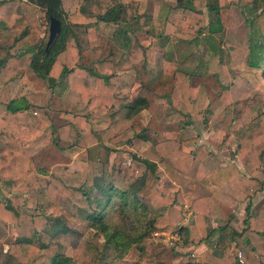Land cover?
<instances>
[{"label":"trees","instance_id":"16d2710c","mask_svg":"<svg viewBox=\"0 0 264 264\" xmlns=\"http://www.w3.org/2000/svg\"><path fill=\"white\" fill-rule=\"evenodd\" d=\"M241 1L248 5V8L259 6L247 19L254 26L247 47V64L259 68L262 64L264 66V0ZM137 3L136 0H77L75 11L67 14L62 0H0V28L12 30L14 33L11 44L0 45V71L6 66L28 67L50 88H53L58 80L65 78L70 88L78 93L79 99L89 109L94 110L97 115L107 113L110 116L109 125L98 131L102 139L128 129L149 139V135L145 134L147 127H141L131 120L133 114L146 106L147 99L138 95L129 100L126 95L120 94L125 82L116 73L104 70L110 65L109 61L97 60L94 65L82 62L84 48L98 47V22L114 24L126 32L144 31L143 26L146 24L149 27L145 32L153 34V27L149 23L151 15L141 12ZM229 4L230 0H221L220 4L217 0L207 1L209 18L206 23L200 11L195 8L193 0H175L174 5L167 7L165 20L175 26L178 40L195 45L205 44L212 53H216L219 47L214 43V33L222 31L219 8ZM50 16L59 19L61 27L59 34L47 44L48 35L43 32L40 19L44 17L49 23ZM181 25L183 31L178 33ZM203 29L207 30L205 35ZM201 32L203 36L200 35ZM156 36L165 41L168 38L162 30L158 31ZM141 48L142 66L151 59L155 51L172 58L165 53L167 50H164V45L160 43H150ZM231 48L232 45H228L227 49ZM202 64L205 71L206 63L201 61L192 70L183 66H177L174 70V82L170 91L164 95L171 106V110L165 114L166 121H176L181 126L191 123L189 105L196 96L197 86L191 84L190 79ZM88 73L94 76V86L85 81ZM262 76L264 77V71ZM227 94L224 91L220 95L226 106L230 104ZM61 115L67 123L63 129H56L59 134H55V139L60 137L63 130L68 132L72 126L71 129L75 128L77 133L74 142L76 145L84 147L98 140L96 133L91 132L89 123L77 122L84 116L65 110ZM244 120L241 116L234 119L235 153L241 154L240 151L243 150L241 162L254 165V156H260L264 152V136L255 141L261 132L259 128H262L259 120L254 123L249 121L245 128H240L239 123ZM48 127H52L51 120L33 113L31 103L24 95L10 97L7 79L0 76V181L13 182L17 187L30 184L34 190L41 191L52 204L95 227L104 238L103 248L99 250L93 243L84 240L76 230L64 225L59 217L50 221L49 239L35 244L33 238L45 228L44 216L35 211L27 212L14 207L12 197H0V218L12 222L16 232V239L8 244L9 256L21 264H116L118 260L119 264H161L150 250L136 249L132 244L140 242L155 230H163L158 229L160 227L157 226L156 218L164 210V204L172 203L174 199L155 189L146 203L139 194L145 184L144 176H135L129 169L108 168L103 165L105 158L99 161L101 175L94 176L90 183L80 187L65 184L47 168L35 167L32 157L24 153L22 147L26 141L35 139ZM150 140L158 155L168 159L179 171L201 182L210 190H215L223 181L228 180L251 200L256 192L263 188L264 180L257 177L250 176L243 180L240 177L242 172L235 164L231 167L216 166L211 171H204L201 162L211 150L207 143L199 142L198 135L189 138H183L181 135L179 139L160 140L150 137ZM182 143L193 145V148L185 151L180 147ZM248 146L249 149L246 150ZM132 156L143 163L146 169L155 171V163L151 160L135 154ZM198 200L204 199L194 200L190 206L192 211L198 210L195 207ZM92 202L95 203L94 208L89 206ZM250 203L245 206L243 226L228 233V238L234 243L240 256L225 253L222 254L223 258L219 259L215 254L216 262L220 260L222 264H264V219L259 221V217L264 218V214L252 215ZM170 208L175 209L172 206ZM116 209L122 219L129 221V225L113 224L106 220L108 212ZM148 211L154 212L150 220L144 219ZM181 218L180 215L178 220ZM219 228L224 227L213 228L210 232ZM176 232L181 240L190 234L198 236L192 223L185 227L180 226ZM68 248L72 250V256L64 253ZM108 258L110 259L107 260Z\"/></svg>","mask_w":264,"mask_h":264},{"label":"rangeland","instance_id":"374dc122","mask_svg":"<svg viewBox=\"0 0 264 264\" xmlns=\"http://www.w3.org/2000/svg\"><path fill=\"white\" fill-rule=\"evenodd\" d=\"M207 1L211 0H193L195 8L200 11L206 23L209 18L208 10L206 7ZM137 2V6L139 7V10L141 12L145 13L146 15H151L152 19L150 18L149 23L153 27V34L151 35L145 32V29L149 27L145 24L143 26L144 31H139L138 37L136 36L139 41L141 39L142 43L146 44L151 43L153 42L152 40H154L156 44L160 43L162 45H165L164 47L167 50L166 53L170 55L172 54V56L176 57L174 62L177 66L187 67L192 70L194 66L200 61L202 63H206L204 75H201L199 77L196 76L194 78L191 77V84H193L194 86H199V91L198 96H195V98L191 100V102H193V106L191 109V123L189 127H187V129L185 128V131L181 130V135L185 138L195 137V135H198L199 142L202 141L207 143L208 147L212 149V157L207 159L204 158L201 162L203 168L210 169V167H215L216 165H220L221 163H224V165L222 166L231 167L232 164L238 161V158H240V156L244 152L242 150V152L240 151L241 154L237 153L235 155L236 137L233 133L234 119L237 116H241V118L245 119L244 121L239 123L240 128H245V125L249 121L251 123H254V121L256 120H259L260 127L264 128V77L262 76L264 66L262 64L261 67L254 68L250 67L247 64V47L251 34L253 33L252 28L254 27L248 22L247 19H249L256 12L259 6H251V8H248V5L243 4L244 2L241 0H230L229 6H220L219 15L222 21V31L214 33V43L215 45H217V47H219V50L216 53H212L208 48H206L205 44L201 45L199 43L195 45L194 43H187L185 41L178 40V34H176L175 30L173 29H169L170 32L166 41L165 39L156 36V33H158V31L164 30L165 25L163 26L162 19L164 18V16H166L168 10L167 7L174 5L175 0H162V4L158 0H138ZM217 3L220 4L221 0H217ZM74 4H76V0H63L64 8H68L67 10H70ZM66 13L68 14L70 12ZM155 13L158 15L160 14L159 18L158 16L154 17ZM40 20L43 24V32L48 35V20L44 17H42ZM103 27L104 28L98 30L97 34L100 46H98V48L96 49L84 48L82 52V62L87 63L91 59L99 57L103 58V56L109 57V54H112V57L116 60L123 58L124 52H122V48L118 47L119 45L117 43V40L111 37L113 32L117 35L116 31H119L120 35L122 36L124 34L123 30L121 28L117 29L116 26L112 24H106ZM182 29L183 26L181 25L180 31L178 33H181L183 31ZM202 32L205 35L207 30L203 29ZM202 32L200 34L201 36H203ZM10 35L11 36H9L8 41L13 40L14 34ZM6 40L7 35L4 37H0V44L8 42ZM228 45H232V48L230 50L227 49ZM134 51L139 50H137L136 48L133 49V47H131L130 49H128V53L126 52L125 55H131ZM107 52L110 53L107 54ZM140 57L141 54L140 52H138V59H140ZM114 68L115 70H121L123 68L122 64H120V61L117 62ZM201 68L203 69V64L199 69ZM112 71H114V69H112ZM22 76L24 78H21L22 80L20 81V83H22L23 81L26 86L36 89L34 91H36L37 102L40 101L43 103L41 106L35 105L36 107L32 108V112L36 111L38 115H41L44 118H49L52 122V127H48L43 132L45 133V135L43 136L44 140H42V143L44 144V146L42 147L47 146L49 149H51L52 156L46 154L45 150L43 149L39 153H36V155L31 156L33 165L35 167L47 168L50 173L62 179L65 184L80 187L84 184L90 183L94 176L101 175L102 172L99 161H102L105 158L106 161L105 164L103 163V165L108 168L116 167L120 169H129V171L132 172L133 175L144 176L145 184L144 187L139 191V194L142 196V198H144L146 203L148 202L150 191L152 192L155 189H160L158 191L168 196L170 199L174 198V201L172 203L167 202L164 204V209L166 211L161 214L162 216L160 215L163 221H165V217L171 220H175L177 217H179L180 211L182 209L181 203H177V197L181 198V195L183 193L182 190L179 191V186L180 184H182V181L180 180L181 176L178 177V174H171L169 176L168 170H159L158 166H155V171L151 172L149 169L145 168L143 163L134 158H132L131 164L124 163L126 159L125 155L122 153L123 151H125L124 144L122 146L121 144H119V142L124 138H116L118 139L116 140L110 139L109 136L103 138V141L108 143L107 145H103V141H101L100 146L102 147H94L88 149V146L94 142L84 147L76 145L74 142L76 140L77 133L75 128L74 130L71 129V126L68 132L63 130L60 134V137L55 139V134H59L56 129L62 128L65 123H67L64 116L61 115V112L63 110L75 112L84 116V118H80L79 120H77V122H83L82 124H84L85 122L89 123L91 132L93 134L94 132L98 133L94 128L95 126L93 125V122L96 119L102 117L103 114L97 115L94 110L89 109L87 106L86 108L79 110V112L75 107V98L72 97L73 95L70 92L64 91V89L62 88L63 83H65L62 79L60 85H58V80L53 88L49 87L52 92L49 90L47 95L45 94L43 96L40 93L43 92V85L46 84L43 80H36V77L31 76L27 78V76L24 74H22ZM152 82L153 81L148 83L145 91H143L142 89H138L139 86L134 87L133 83H131V90H129L130 92L126 91V94L131 97L129 98V100H133L136 91H138L141 95H145V97H147L148 101L150 102V108L156 107L157 105L155 104V102L159 101L156 96L158 94V96L163 99L161 94H159L163 90L157 88L155 90L156 86H152ZM66 83L68 84L67 80ZM164 84L159 83L158 86ZM251 86L255 89H249L251 88ZM228 89H232L234 97L232 100L229 98ZM164 91L167 92V88ZM224 91L228 93L227 95L230 99V104L227 106L225 105L226 107L223 106L225 102L220 97V95ZM122 92V94H125L124 91ZM18 93L19 92H17V94ZM150 108H148V115L144 117L134 116L133 119L135 122L139 123V125L147 126V130H149L148 132H145V134H151L154 135V137H159L156 135H160L161 137L163 135L160 130V117L154 114V110H149ZM168 111L169 110L165 108L164 113ZM149 114L150 118L147 119V117H149ZM107 115L108 114H106V116ZM167 128L169 129V134L165 135L176 134L174 132L176 130L173 127L169 126ZM262 128H259L261 132L255 138V141L261 139L264 136V129ZM134 133H136L134 130L132 131L128 129V131L126 132L127 136H125V138L128 136H133ZM27 142L28 141H26V143ZM220 148L223 149V152L219 151ZM58 149L60 151H58ZM248 149L249 146L246 150ZM111 150L117 153V162L115 161L113 164H110L107 159V156L109 155V152ZM22 151L25 153L23 147ZM26 151L30 152V149L27 148ZM72 158H75V164L72 166H68L70 165ZM133 159L135 162L133 161ZM253 161L255 163L254 165H251V163H242L243 167L241 169L243 171L240 177L245 180L244 178L247 179L250 176H254L260 180H264V152L260 156H254ZM166 192H172L174 194L169 196V194H167ZM219 194L222 196L223 193L220 192ZM243 194L244 193H241V195ZM94 195L95 193H93L92 196ZM238 195L239 194L235 195L234 193L231 195L233 209L231 210V212L227 213V217L224 219L217 213V216L220 217V219L217 218V220H227L229 224L232 220L235 224L230 225L234 228L236 227L240 229L243 226V223H241L242 219L246 216L244 208L246 201L247 204L251 202L250 211L252 215L257 214L259 216L261 213L264 214V185L262 190L257 191L251 200H249L247 196H245L246 194L242 199H240V195ZM0 197H12L14 207L27 212L35 211L44 216L45 228L42 229L33 238V242L35 244H38L42 241H47L49 239L51 233V231L49 230L50 221L54 217H59L64 225L73 230H76V232H78L84 240L93 243L99 250H102L104 238L101 233L95 229V227H93L85 220L73 217L60 206L52 204L41 191L34 190L30 186V184L20 185L17 187V185H15L13 182L0 181ZM89 206L94 208L95 203L92 202L89 204ZM170 206L174 207L175 209H171ZM152 214H154L153 211H151V213H149L148 211L144 219L150 220ZM181 214L183 218V213ZM121 216L122 215L117 209L111 210L108 212L106 220L113 224L124 223V225H129V221L122 219ZM181 219L178 220L177 218L176 221L178 222H175L172 225L163 224V227L158 229H163L166 232L169 230L174 231L176 229H179V227L181 226L179 223ZM259 219V221L262 222L264 218L259 217ZM229 230V228L226 229L224 231V234H222L223 236L226 235L225 240H227ZM150 236L151 234L144 237L140 242L133 243L132 247H135L136 249L144 248L150 250L153 253L155 249L151 246L153 240L151 239L152 236ZM156 238L161 239V236ZM15 239L16 232L12 222L5 221L0 218V264H21L18 263V261L14 257H10L7 252L9 246L8 244L13 242ZM166 245L170 253L171 251H176L180 255L182 254V251H184V248H182L181 246V239L173 240L171 241V243H168ZM110 249L111 248H109V250ZM64 253L69 256L73 255V252L70 248L66 249ZM112 253L115 256L113 251ZM182 255H188V259L192 258L190 252ZM109 259L110 258H108L107 260ZM192 261L193 260H190L189 263H192ZM119 263L120 260L116 261V264ZM76 264L87 263L79 262Z\"/></svg>","mask_w":264,"mask_h":264},{"label":"crops","instance_id":"0c3cea01","mask_svg":"<svg viewBox=\"0 0 264 264\" xmlns=\"http://www.w3.org/2000/svg\"><path fill=\"white\" fill-rule=\"evenodd\" d=\"M122 1L125 2V1H129V0H122ZM158 1L162 4V0H158ZM62 6L64 8L63 0H62ZM76 6H77V0H76V4H74L70 10H67L68 8H64V10L66 12L72 13L75 11ZM151 13H153V12H151ZM156 16H158V18H159L160 14L158 15L155 13L154 17H156ZM106 24H110V23H105V22H98L97 23V30H96L97 34H98V30L104 28L103 26H105ZM162 24H163V26L165 25L164 26L165 31L163 30L164 34L168 35L170 32L169 29L175 30V26L173 24H171L170 21L165 20V16L162 19ZM112 25H114V24H112ZM119 28H121V27H119ZM119 28H117V29H119ZM116 32H117V35H116V33L113 32L111 37L116 39L117 43L119 45L118 47L122 48V52H124L123 58L116 60L112 57V54L111 55L109 54L108 55L109 57L103 56V58L99 57V58L91 59L89 62H87V64L91 63L92 65H94L97 60L109 61L110 65L107 68H105L104 70L108 69L110 72L116 73L125 82V86L122 87L120 90V94L123 93L122 91L125 92V94H122V95H127L126 91L130 92L129 90H131V85H130L131 83H133L134 87L139 86L138 89H142L143 91H145L148 83L153 81L152 86H156L155 90H156V88L163 90L161 93H159V94H161L163 99L160 98L157 94L156 97L159 99V101L155 102V104L157 106L154 108H150V102L148 101L147 97H145V95H142L147 99L146 106L142 107L140 110H138L135 114H133L131 116V120L134 122V119H133L134 116L144 117V116L148 115V112H149L148 108H150L149 110H151V109H152V111L154 110L155 111L154 114H156V116L160 117L161 123H159V124H160V130H161L163 136L160 137V135H156L159 137H154V135L150 134L149 139H148V138H143L141 135L138 136L137 133H134L133 136H128L125 138V136H127L126 132L128 131V130H126L125 132H122V133L115 132V133L111 134L110 139H116V138L122 139V138H124V139H122V141L119 142V144H121V146L124 144V148H125V151L122 152L126 158L124 163L131 164L132 158H133L132 154H135L139 157H145V158L151 160L152 162L155 163V166H158L159 170H162V171L168 170L169 176L171 174H176V175L178 174L177 175L178 177L181 176L180 180L182 181V184H180V186H179V189H180L179 191L182 190L183 193L181 195V198L177 197V203H181V209H182L181 211L182 212L179 210L180 214H179V217H177V218L179 219L180 215L182 216L181 213H183V216L184 217L186 216V217L185 218L183 217L181 219V221L179 222L180 225L182 227H185V226H187V224L192 223L195 225V228H196L197 234H198V236L186 234L187 238L182 237L183 240H181V246H182V248H184L183 249L184 251H182V254L190 252V255L192 256L191 259L187 258L188 255H186V256L182 255V254L179 255L176 251H174V252L171 251V253H170L167 245L160 238L158 239L156 237L150 236L151 239L153 240L152 244L151 243L150 244L155 249V251H153V253L156 255V259L159 260L161 262V264H222V262L220 260L217 262L214 260L216 255L218 256L219 259H221V257L223 256L222 254H225V253L236 256L238 254V250L235 248L234 243L228 238V235H227V240H225L226 235H224V236L222 235V234H224V231L226 229H228V228L230 229L228 231V233L232 230V228L234 229V227L231 226L230 224L234 225L235 223L232 220L230 221V224L227 220H224V221L217 220V218L220 219V217L217 216V213L225 219L227 217V213L231 212V210L233 209L232 208L233 203H232L231 195L233 193L235 195L239 194L240 199H242L246 195L239 188L232 185L228 180L223 181L218 187L215 188V190H210L205 185H203L201 182L197 181L196 179L190 178L187 175H185L184 173H182L181 171H179L177 168H175L169 162L168 159H166L165 157H161L160 155H158L155 152V150L153 149V145H152V142L150 140V137L151 138L153 137L156 140H160V139H164V138L179 139V137L182 134L181 130L185 131V128L187 129V127H189V125H190V123H189V124H185V125L181 126L176 121H166L165 120V114L167 113V112L164 113L165 108H167L170 111L171 106L167 102L164 95H166V93H168L170 91L171 85L174 82V70L177 67V65H175V62H174L176 57L172 56V54H171L172 58H167V56L164 53L159 52V51H155L152 54L151 59L149 61H147V63L145 65H143L144 66L143 67L142 66V64H143L142 48L141 47L146 46L150 43L144 44V43H142L141 39L139 41V39H137V37H138L137 31L136 32H126L123 30L124 34L122 36L120 35L119 31H116ZM10 34H14L12 30L0 28V37H4L7 35L6 41H8L9 36H11ZM132 39H133V41H132ZM152 41L153 42H151V44L159 45V44H156L154 40H152ZM11 42H12V40L8 41L6 43H1L0 45L1 46H7V45L11 44ZM99 44L100 43L98 41V46H100ZM131 47H133V49L136 48L139 51H134L133 54H131V55H129V54L125 55L126 52L128 51V49H130ZM96 48H98V47H95V49ZM164 50H166L165 47H164ZM138 52H140V54H141L140 59H138ZM108 53H110V52H107V54ZM118 61H120V64H122L123 68L121 70H115V68H114ZM110 68H111V70H110ZM95 69L97 70L98 68H95ZM112 69H114V71H112ZM22 74L26 75L27 78L29 76H31V77H36V80L40 79L28 67L9 68V66H6V67H4V69L2 71H0V76H3L4 78L7 79L8 91H9L10 97L13 98V97H17L20 95H24L27 98V100L31 103V109L35 108L36 106H39V105L41 106L43 103L40 101L37 102L36 91H34L36 89L26 86L23 83V81H22V83H20V81L24 78L22 76ZM204 74H205V71H203V69H198L197 72L194 73V75L191 77L192 78H194L196 76L199 77V76L204 75ZM40 80H42V79H40ZM62 80H64V82H65V83H63L62 88L64 89V91L70 92L73 95L72 97L75 98V107L77 108V110L79 111L81 109L86 108L85 103L81 99H79L78 93L75 90L69 88L68 84L66 83L65 78H62ZM62 80L61 79L59 80L58 85L61 84ZM85 81L88 85L94 86V76L91 73H88L85 76ZM190 81H191V79H190ZM159 83L160 84L165 83V84L158 86ZM43 86H44V88L42 89L43 92H40L43 96L45 94L47 95L49 90L52 92V90L49 89V87L46 84ZM166 88H167V92L164 91V90H166ZM249 89H255V88L251 86V88H249ZM198 91H199V86H197L196 97L198 96ZM17 92H19V93L17 94ZM228 92H229V98L232 100L234 98L232 89L231 90L228 89ZM230 93H231V96H230ZM138 95H141V94L138 91H136V93L134 95V99ZM39 97H41V96H39ZM127 98L129 99L131 97L129 95H127ZM192 106H193V102H191L189 105V108H190L189 112H190L191 116H192V111H191ZM223 106L226 107L225 104H223ZM33 113L37 114L36 111H34ZM106 114L107 113H103L102 117L96 119L93 122V125L95 126L94 128L96 129V132H98L100 129L106 128L109 125L110 116L109 115L106 116ZM151 116H152V114H151ZM148 118H150V114H149V117H147V119ZM153 120H155V119H153ZM140 126L143 127L146 125H140ZM169 126L173 127L176 130V131H174L176 133L175 135H165V134H169L168 133L169 129L167 128ZM148 130H147V132H148ZM44 135H45V133H43L39 137H36L33 140H29L27 143H25V145L23 146V150L25 151V153H27L29 156H33V155H36V153H39L43 149V150H45L46 154H48L49 156L50 155L52 156L51 149H49L47 146L42 147V146H44V144L42 143V140H44L43 139ZM96 136H97L98 140L96 142L92 143L91 145H89L88 149L94 148V147H96V148L102 147L100 145H101V141H103V139L99 136L98 133H96ZM195 136H197V135H195ZM183 138H185V137L183 136ZM116 140H118V139H116ZM107 144L108 143L103 141V145H107ZM180 147H181V149H183L185 151H189L190 149H192L193 145L182 143ZM27 148L30 149V152L26 151ZM73 148H75V147H73ZM210 150L212 153L211 148H210ZM58 151H60V150L58 149ZM219 151L223 152V149L220 148ZM211 153L208 154L205 157V159L211 158L212 157ZM116 154L117 153L115 151H112V150L109 152L108 156L106 154L107 159L110 162V164H113L116 161V157H117ZM219 154H221V153H219ZM236 154L237 153H235V155ZM133 161H134V159H133ZM74 164H75V158H72L70 165H68V166H72ZM234 164L237 166V168L241 172L243 171L241 169L243 167V164H242L240 158H238V161H236V163H234ZM222 165H224V163H221L220 165H216V166H222ZM215 167H210V169H207V168H203V169H204V171H211ZM158 190H160V189H158ZM175 190H177V189H175ZM220 192L223 193L222 196L219 194ZM151 193L152 192L150 191V194ZM166 193L169 194V196L174 194L172 192H166ZM241 193H244V194L241 195ZM150 194H149V197H150ZM199 198H203L204 200L203 201H199V200L196 201L195 207L198 210L192 211L190 209L192 202L196 199H199ZM245 203L247 204V201ZM246 204H245V206H246ZM164 211H166V210L165 209L162 210V212L156 218L157 226L162 228L163 224L172 225L173 223L178 222V221H176L177 218L175 220H171L167 217H165V219H164L165 221H163V219L161 218V216H162L161 214L164 213ZM243 219H242L241 223H243ZM220 226L221 227L223 226L224 228L223 229L219 228V229H216L214 231L212 230V232H210L211 229L216 228V227H220ZM230 226H231V228H230ZM236 229H238V228H236ZM198 238L200 239V241H196ZM223 242H224V244H223ZM190 260H193L192 263H189Z\"/></svg>","mask_w":264,"mask_h":264},{"label":"water","instance_id":"95a60500","mask_svg":"<svg viewBox=\"0 0 264 264\" xmlns=\"http://www.w3.org/2000/svg\"><path fill=\"white\" fill-rule=\"evenodd\" d=\"M60 21L54 16L49 17L47 44H49L60 32Z\"/></svg>","mask_w":264,"mask_h":264},{"label":"built area","instance_id":"2783aa9c","mask_svg":"<svg viewBox=\"0 0 264 264\" xmlns=\"http://www.w3.org/2000/svg\"><path fill=\"white\" fill-rule=\"evenodd\" d=\"M152 237H160L161 236V240L165 243H171V241L173 240H178L179 239V235L177 234L176 230L172 231H164V230H155L151 233ZM163 236V237H162ZM237 256H240V253L238 252Z\"/></svg>","mask_w":264,"mask_h":264}]
</instances>
